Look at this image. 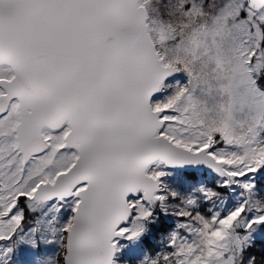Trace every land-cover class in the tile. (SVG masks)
<instances>
[{
  "label": "snow or ice",
  "instance_id": "1",
  "mask_svg": "<svg viewBox=\"0 0 264 264\" xmlns=\"http://www.w3.org/2000/svg\"><path fill=\"white\" fill-rule=\"evenodd\" d=\"M0 264H264V0H0Z\"/></svg>",
  "mask_w": 264,
  "mask_h": 264
}]
</instances>
